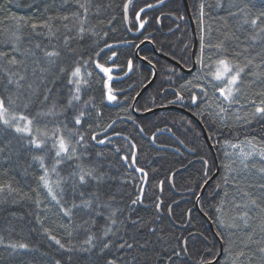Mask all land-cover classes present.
<instances>
[{
	"label": "trees",
	"instance_id": "16d2710c",
	"mask_svg": "<svg viewBox=\"0 0 264 264\" xmlns=\"http://www.w3.org/2000/svg\"><path fill=\"white\" fill-rule=\"evenodd\" d=\"M125 2L126 0H79V3H85L88 7L84 26L91 31H86L83 39L73 40L72 47L76 49L78 55L86 59L91 56L105 66L113 67V80L110 83L118 100L109 103L104 97L106 91L104 74L94 65L89 64V70L93 73L90 95L95 98L97 110L101 113L95 118L93 128L102 132L108 123L116 122L105 134L112 136L113 143L97 146L94 151H105L109 157L113 176L119 177L131 172L134 183L123 186L128 194L126 202L135 197V187L139 184L138 178L141 174L126 169L120 160V156L127 154V149L130 147L128 140L124 139L125 136L136 143L137 164L148 172V184L145 187L147 207H138L137 213L150 222L151 226L157 228L163 240L160 241L156 236L149 235L148 239L152 241L156 251H149L147 254L132 252L129 258L133 255L138 256L140 264H145V255L147 264H171L170 255L176 264H201V261L205 264L209 262L210 264H264V253L259 251L260 247H264V232L260 229L261 216H264V213L251 206L247 209L234 207L236 204L247 203V200L236 190L232 182L233 177L225 182L226 166L240 165L236 158L228 159L231 153H229L230 149L228 151V144L241 143L246 139L264 142V122L253 121L251 124H245L242 120L237 121L234 111L229 109L227 119L222 123L215 115L216 100L212 97L210 88L207 97L203 96L198 88H181V85L197 75L199 65L195 63V70L188 74L160 55L179 63L186 70L193 67L194 37L183 0H165L163 4L158 0H133L128 12L129 31L126 29L123 12ZM187 2L197 35L195 60L199 56L200 36L203 34L206 42L210 40L212 43H218L223 40L226 54L229 56L243 53L239 57L240 61L243 62L244 57L247 56L249 59L254 58L255 64L261 63V59L264 58V44L249 40L248 34L251 30L240 29L237 18L228 15L229 4L239 0H224L223 8L216 6L217 0H187ZM202 2L205 5V15L201 20L199 6ZM253 2L255 5L253 11L264 8V0H253ZM148 4L156 7L146 8ZM45 6L48 15H68L71 18L70 22L65 23H69L72 29V32L67 34L74 36L79 22L72 14L80 12V18L84 15L83 10L78 7L77 0H68L67 4H64L63 0H0V21H4L0 24V28L12 27L10 16L25 17L33 22H39L43 18ZM140 8H146L141 14V20H148L143 30L138 28V22L134 19V12ZM55 23L60 28L62 38L65 33L62 23L60 21ZM92 31L96 35H92ZM32 39L42 44L47 43L40 37H32ZM141 41L150 42L142 45L138 51L141 59L148 58L145 60L148 64L136 57V49L142 44ZM106 44L113 45L114 48H105ZM101 48H104V51L96 56L95 53ZM245 48L248 49L247 52L244 51ZM112 51L117 52L114 61L108 59ZM206 55L215 58L216 51L206 50ZM129 60L132 61L130 72L127 68ZM153 68L157 73L156 79L136 102L134 107L136 113H134L132 105L141 90L151 81ZM173 68L175 73L170 71ZM253 70L259 75L254 77L248 74ZM242 79L243 91L247 96L257 98L255 94L264 91V65L259 69L250 67ZM205 86L207 87L206 84ZM177 91L184 96V101L169 104L170 100L176 99ZM193 94L199 97V107L189 101V97ZM208 103H212L211 108H207ZM171 106L191 113L201 122L213 151L199 124L179 109H165ZM147 109L159 110L140 116L149 112ZM243 112L242 109V115ZM129 116L133 119L129 120ZM140 127L144 129L142 133L139 131ZM115 132H120L122 135L115 136ZM153 136H155L154 141ZM114 147H119L121 152L115 153ZM193 161L196 162L179 172ZM259 166L258 164L257 167ZM217 170H219L217 176L208 184L199 199L198 205L203 217L197 209L196 201L206 183L205 180L208 181ZM205 172L208 174L207 178ZM38 174L35 164L29 167V159L22 151L18 156L16 151L9 150L3 158H0V182H10L13 187L19 189V195H9L3 203H0V236L4 238L5 244L25 242L36 249L32 252H14L0 245V264H52L54 259H59L61 256L56 246L49 247L50 242L41 234L40 225L36 220L37 216L44 218L47 207L57 211L54 202L45 199V193L38 185ZM247 175V181H239L240 187L250 191L252 197L257 199V203L264 207V201L260 199L261 190L258 187L251 189L248 187L249 181L257 185L264 181L260 179L255 169L250 168ZM161 181H163V192H160L158 187ZM114 187H120L118 180L114 182ZM37 193L43 201L39 208L34 203ZM157 196L164 202L159 214L154 205ZM179 201L182 202L172 208L171 222L168 217V207ZM221 206H223L222 211H218ZM244 211H248L251 218L247 228L239 219L235 220L237 228L232 231L227 230L229 228L227 226L225 229L221 226V213L226 225H230L234 223L233 217L242 215ZM59 219L58 222L45 220V226L53 227L58 237L63 235V230L56 226L64 222L61 217ZM210 224L213 225L217 236L212 233ZM190 234L196 235L187 240V256H185L184 250L178 245H182ZM249 235L252 236L251 241L248 240ZM143 238L141 236V242ZM220 243L222 255L213 263L220 254ZM173 249L181 252L179 258L175 257ZM240 252H244L245 255L239 256Z\"/></svg>",
	"mask_w": 264,
	"mask_h": 264
},
{
	"label": "snow or ice",
	"instance_id": "6c2138e0",
	"mask_svg": "<svg viewBox=\"0 0 264 264\" xmlns=\"http://www.w3.org/2000/svg\"><path fill=\"white\" fill-rule=\"evenodd\" d=\"M158 2L163 4L165 0ZM63 3L67 4L68 0H63ZM77 3L84 15L80 18V12L72 14L79 22L74 36L67 34L71 33L72 29L69 23H65L70 22L71 18L68 15H48L47 6L39 22H33L25 17L10 16L12 27L0 28V158L9 150L16 151L18 156L22 151L29 159V167L35 164L39 172L37 181L45 193V199L54 202L57 209L55 215L64 221L56 226L63 230V235L58 237L53 227L45 226V220L48 218L46 210L43 219L40 216L36 217L41 234L50 242L49 247L54 245L61 253L60 258L54 259L52 264H140L138 256L133 255L129 258V254L156 251L152 241L148 239L149 235L163 240L157 228L151 226L150 222L137 213L138 207H147L145 187L148 184V172L137 164L136 143L125 136L124 139L128 140L130 147L127 154L120 156V160L126 169L141 174L138 178L139 184L135 187V197L126 202L128 194L123 186L134 183L131 172L119 177L113 176L105 151H94L97 146L113 143L112 136L105 134L116 122L108 123L102 132L93 128L95 118L101 113L97 110L95 98L90 95L93 75L89 70L90 63L106 78L105 99L109 103H114L118 97L110 83L113 80V67L105 66L91 56L86 59L78 55L76 49L72 47L73 40L83 39L85 32L91 31L84 26L88 7L85 3H79V0ZM131 5L133 0H126L123 5L125 19L128 18ZM216 6L223 8L224 0H217ZM254 6L253 0L230 3L228 15L237 18L240 29L251 30L248 34L249 40L264 44V8L253 11ZM153 7L156 5L146 6ZM37 8L39 11V5ZM146 8L134 12V19L138 22L140 30L148 23L147 19L141 20V14ZM204 9L205 5L202 2L199 6L201 20L205 15ZM56 21H60L65 30L62 38ZM2 23L4 21H0V24ZM92 35L96 33L92 31ZM32 37H40L47 43L35 42ZM105 48L113 49L114 46L106 44ZM213 49L216 51L215 58L206 55V50ZM247 50L244 49L245 52ZM103 51L104 48H101L95 55L99 56ZM242 55L243 53H236L229 56L226 54L223 40L218 43H212L210 40L206 42L202 34L199 56L194 61L199 65L198 73L192 80L181 85V88L185 89L198 88L205 97L209 95L210 88L212 97L216 100L215 115L222 123L227 119L229 109L233 106H238L234 110L237 121L242 120L245 124H251L253 121L264 122V91L256 93L257 98L247 96L243 91L242 79L250 67L261 68L264 65V58L260 64H255L254 58L249 59L247 56L243 62L240 61L239 57ZM116 56L117 52L112 51L108 59L114 61ZM127 68L129 72L132 70L131 60L128 61ZM170 71L175 73L174 68ZM248 74L254 77L259 75L254 70ZM175 95L176 99L170 100L169 104L184 101V96L179 91ZM198 100L199 97L195 94L189 97L190 103L199 107ZM242 100L245 102L242 103ZM211 107L212 103H208L207 108ZM242 109L243 115L240 114ZM128 119L133 118L129 116ZM139 131L142 133L144 129L140 127ZM114 134L118 137L122 135L120 132ZM152 139L154 141L155 136ZM228 147L234 150L242 167L237 170L226 166L227 170L229 173L234 171L237 173L232 182L236 190L247 200V203L236 204L234 207L247 209L251 206L264 213V207L257 203V199L252 197L250 191L241 188L239 183L240 180H248L247 172L250 168L255 169L260 179L264 181V142L246 139L241 143H230ZM113 151L118 154L121 149L114 147ZM207 175L205 172L206 178ZM117 180L120 187H114ZM228 180L229 177L226 176L225 182ZM162 185L163 181L158 185L160 192H163ZM248 187L250 189L258 187L261 190L260 199L264 201V182L257 185L249 181ZM12 194L19 195V189L13 187L10 182H0V203ZM34 203L38 208L43 203L39 193ZM163 203L157 196L154 205L158 214ZM222 208L223 206L218 211H222ZM168 212L169 214L172 212L170 206ZM233 219H239L247 228L251 218L248 211H244L242 215ZM220 223L222 226L237 227L236 223L224 225L223 220ZM260 229L264 232V216H261ZM141 236L144 237L143 242ZM248 240H252L251 235L248 236ZM0 245L14 252L36 251L25 242L5 244L2 236ZM178 247L186 253L187 240ZM259 251L264 253V247H260ZM173 254L177 258L181 256V252L175 249ZM244 255V252L239 253V256ZM169 261L176 264L172 255L169 256ZM201 264L205 262L201 261Z\"/></svg>",
	"mask_w": 264,
	"mask_h": 264
},
{
	"label": "water",
	"instance_id": "95a60500",
	"mask_svg": "<svg viewBox=\"0 0 264 264\" xmlns=\"http://www.w3.org/2000/svg\"><path fill=\"white\" fill-rule=\"evenodd\" d=\"M183 2H184V5H185V8H186L187 14H188V18H189V20H190V22H191L192 32H193V37H194V48H193V52H192L193 67H192L190 70H186V69H184L179 63H177V62L171 60L170 58H168V57H166V56H164V55H160V56H161L162 58L168 60V61L171 62L172 64L178 66V67H179L182 71H184L185 73H188V74H189V73H192V72L195 70V67H196V64H195L194 61H195V50H196V47H197V35H196L195 23H194L193 18H192V16H191L188 2H187V0H183ZM124 16H125V13H124ZM125 25H126V29L129 31V29H128V18L125 19ZM144 44H150V42H144V43H142L141 45H139V46L137 47V49H136V57H137L139 60H141L143 63L148 64L147 61L141 59V58L139 57V55H138V51H139L140 47H141L142 45H144ZM153 70H154V74H153V77H152L151 81L149 82V84H147V85L141 90V92H140V93L138 94V96L135 98L134 104L132 105V111H133L134 113H136V112H135V109H134L136 102H137L138 99L141 97V95H142V94H143V93H144V92H145V91H146V90H147V89H148V88L154 83V81H155V79H156V75H157V73H156V70H155L154 68H153ZM171 108H173V109H179L180 111H182V112L188 114L190 117H192V118H193V119L199 124V126H200V128H201V130H202V132H203V135H204V137H205V139H206V141H207L209 147H210L211 150L213 151V148H212L211 144L209 143V140H208V137H207V133H206V131H205V128H204V126L201 124V122H200L197 118H195L191 113H189V112H187V111H185V110H183V109H181V108H177V107H173V106H171V107H169V108H165V109H171ZM158 110H159V109H158ZM158 110H157V109H156V110H152V111H149V112H146V113L140 114V116H146V115H149V114H151V113H153V112H155V111H158ZM160 110H162V109H160ZM195 162H196V161L191 162L188 166H186V168H183V169L179 170V172H182V171L186 170V169L189 168L191 165H193ZM218 172H219V170H217L216 173L210 178V180H209V181L203 186V188H202V190H201V194H200V196L198 197L199 199H200V197L203 195V193H204V191H205L207 185H208V184H209V183H210V182H211V181L217 176ZM173 176H174V175H173ZM173 176L171 177V179L173 178ZM198 198H197V201H196V205H197V209H198L199 212H200L199 205H198V203H199V199H198ZM181 202H182V201L176 202V203H174L173 205H171L170 207L173 208L174 206L180 204ZM200 214H202V213L200 212ZM202 215H203V214H202ZM168 216H169V218L171 219V214H169V212H168ZM203 217H204V215H203ZM171 222H172V219H171ZM208 222H209V221H208ZM175 226H176V225H175ZM177 227H178V226H177ZM210 229H211L212 233H213L215 236H217L216 233H215V231H214V228H213V225H212V224H210ZM194 235H196V234H190L185 240H188L191 236H194ZM217 238H218V237H217ZM185 240H184V241H185ZM184 254H185V256H187V251H186V253L184 252ZM221 255H222V244L220 243V254H219L218 258H217L213 263H215V262L221 257Z\"/></svg>",
	"mask_w": 264,
	"mask_h": 264
},
{
	"label": "rangeland",
	"instance_id": "374dc122",
	"mask_svg": "<svg viewBox=\"0 0 264 264\" xmlns=\"http://www.w3.org/2000/svg\"><path fill=\"white\" fill-rule=\"evenodd\" d=\"M232 110L234 111L235 110V107H233L232 108ZM229 113V112H228ZM241 114V113H240ZM242 115V114H241ZM234 117H235V112H234ZM229 149H230V151H229ZM228 151H229V160H232V159H234V158H236L237 159V157H236V155H235V153H234V150L232 149V148H230V147H228ZM238 160V159H237ZM238 162H239V160H238ZM230 167L232 168V169H237V170H239L242 166L241 165H239V166H237V167H234L232 164H230ZM236 175H237V173L234 171V172H231V173H229L228 172V170H227V176L229 177V178H232V177H236ZM241 175H243V174H241ZM46 214H47V219L49 220H52V221H56V222H58V220L60 221V219H59V217L58 216H56L55 215V211L53 210V209H51L50 207H47L46 209ZM220 217H221V219H220V221L221 220H223V222H224V225H226V221L224 220V218H223V213H221V215H220ZM234 223H236L235 222V220H234ZM237 224V223H236ZM222 226V225H221ZM224 229H225V226H222ZM237 227H235V228H233V227H229L227 230H230V231H232L233 229H236Z\"/></svg>",
	"mask_w": 264,
	"mask_h": 264
},
{
	"label": "bare ground",
	"instance_id": "6f19581e",
	"mask_svg": "<svg viewBox=\"0 0 264 264\" xmlns=\"http://www.w3.org/2000/svg\"><path fill=\"white\" fill-rule=\"evenodd\" d=\"M215 173H216V172H215ZM209 180H210V179H209ZM209 180H208V181H209ZM208 181H207V182H208ZM207 182H206V183H207ZM206 183H205V184H206ZM210 183H211V182H210ZM205 184H204V185H205ZM207 186H208V185H207ZM202 188H203V187H202ZM168 217H169V216H168ZM169 219H170V218H169ZM171 219H172V217H171ZM171 219H170V221H171Z\"/></svg>",
	"mask_w": 264,
	"mask_h": 264
}]
</instances>
